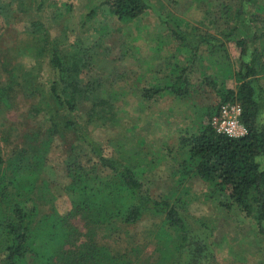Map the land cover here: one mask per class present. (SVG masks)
I'll return each instance as SVG.
<instances>
[{
    "label": "trees",
    "instance_id": "trees-1",
    "mask_svg": "<svg viewBox=\"0 0 264 264\" xmlns=\"http://www.w3.org/2000/svg\"><path fill=\"white\" fill-rule=\"evenodd\" d=\"M262 1L239 0L237 5H230L226 0L216 13L212 0L198 22L200 26L173 15H161L149 0H104V6L121 22L134 21L153 9L166 25L169 37L177 42V50L185 55L183 63L179 60L175 63L168 82L143 89L145 102L164 96L191 99L197 86L212 89L219 98L216 107L196 111L193 125L196 127L180 132L176 154L168 151L175 164L172 178L176 193L187 195V184L198 178L208 185L203 194L205 200L216 203L221 210L250 218L258 235L264 237ZM3 9L4 6L0 14H5ZM220 21L224 26H217ZM28 34L33 36L31 40L30 36L25 37L8 51L33 59L35 65L30 72L21 74L19 67L9 72L11 81L0 87V107L10 101L12 87L33 83L36 70H41L50 57L54 78L49 96L56 108L67 115L63 129L80 142L71 151L86 150L90 157L84 165L80 156L70 152L65 161L69 182L62 190L71 209L61 214L51 183L44 177L52 133L49 131L46 138L35 134L29 140L31 145L9 162L0 149V264H147L151 260L149 256L145 258L147 243L128 230L147 217L160 220V230L166 228L179 235L175 242L170 241V232L164 231L159 236V241L164 242L157 245L163 248H158L160 256L153 264H199L206 251L211 250L210 244L201 239L199 231L194 234L183 211V201L151 194L141 179L144 175L141 165L125 158L128 150H123L125 153L120 157L109 156L103 143L91 134V128L120 126V113L129 91L119 89L117 79L110 89L103 81L85 84L81 75L87 65L79 53L63 56L42 25ZM230 42L239 50L236 63L227 48ZM198 72L202 80L196 84L193 75ZM230 81L235 82L234 88H229ZM82 102L89 103L84 124L77 119L81 116ZM227 103L241 106V123L246 129L242 137L220 134L210 123ZM133 150L135 154L138 152L137 148ZM42 188L48 192L46 197L41 196ZM43 198L45 204L40 203ZM77 220L83 228L75 225ZM194 235L201 243L192 253V243L188 242Z\"/></svg>",
    "mask_w": 264,
    "mask_h": 264
},
{
    "label": "rangeland",
    "instance_id": "rangeland-1",
    "mask_svg": "<svg viewBox=\"0 0 264 264\" xmlns=\"http://www.w3.org/2000/svg\"><path fill=\"white\" fill-rule=\"evenodd\" d=\"M225 1L213 0V11L218 13ZM149 2L161 15H173L191 25L200 26L198 22L203 19L208 3L212 0ZM227 3L237 5L239 0H227ZM3 6L5 14H0V87L9 84V72L14 67H19L22 74L30 72L35 65L33 59L11 53L9 48L27 39L30 36L28 32H33L36 26L45 27L50 41L63 56L71 57L79 53L85 59L87 67L81 75L85 84L103 81L106 88L110 89L112 81L117 79L121 85L118 88L129 91L123 104L124 110L120 113V126L91 128V134L103 143L105 153L109 156L120 157L125 153L123 150H128L125 158L131 159L132 164L141 165L144 171L141 179L151 194L174 202L179 199L183 201V211L194 228V234L199 231L201 239L204 238L202 240L210 244L211 250L206 251V256L202 257L199 264H264V237L258 235L256 225L250 218L239 212L221 210L216 203L205 200L203 194L208 185L198 178L187 184V195L176 193L172 178L175 164L171 160L172 156H168V151L173 150L175 155L180 132L196 127L193 126L194 115L199 108L216 107L220 101L217 94L206 86L200 89L197 86L198 90H195L191 99L178 100L164 96L157 101L143 100L142 91L146 86L164 85L170 80L171 70L177 60L184 62L185 55L177 50V42L169 37L170 33L159 13L149 9L134 21L121 22L104 6V0H0V8ZM261 18H264V14ZM220 24L224 26L222 21L217 26ZM31 37L28 39L31 40ZM227 48L236 63L239 50L232 42L228 43ZM49 60L50 57H47L42 69L36 70L31 85L12 87L14 90L10 101L7 105L1 104L0 149L9 162L31 145L29 140L35 134L40 133L46 138L50 131L53 135L52 144L44 177L51 183L59 213L65 214L71 209L70 200L62 190L69 182L65 161L70 152H74L80 156L79 159H83L85 165L90 154L86 150L80 152V149L71 151L80 142L73 133L63 129L67 115L56 108L49 96L54 78ZM15 73L18 74V70ZM193 80L196 84L201 82L200 72L193 75ZM18 81L23 83V80ZM228 86L234 88L235 82H228ZM226 105L240 106L238 103ZM88 109L89 103L82 102L79 111L81 116L77 119L83 124L87 120ZM219 113L211 119L212 126ZM122 144L125 147H121ZM133 148L138 149L136 154ZM262 165L264 168V162ZM47 195L48 192L42 188L41 196ZM40 203L45 204L44 198ZM75 225L83 228L79 220L75 221ZM160 228V220L147 217L128 229L147 243L145 258L149 256L152 262L148 260L147 264H153L160 256L158 248L163 247L157 244H163L164 241H159V236L164 231L170 232ZM170 239L171 242L178 241L179 235L171 233ZM200 241L195 235L189 238L188 243L193 246L192 253L197 251L195 246H200Z\"/></svg>",
    "mask_w": 264,
    "mask_h": 264
},
{
    "label": "built area",
    "instance_id": "built-area-1",
    "mask_svg": "<svg viewBox=\"0 0 264 264\" xmlns=\"http://www.w3.org/2000/svg\"><path fill=\"white\" fill-rule=\"evenodd\" d=\"M241 107L229 105L221 108L219 117L214 119L213 126L218 133L233 138H239L246 134V129L241 126Z\"/></svg>",
    "mask_w": 264,
    "mask_h": 264
}]
</instances>
